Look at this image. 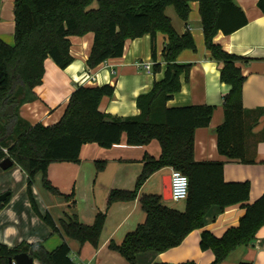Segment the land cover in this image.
Returning <instances> with one entry per match:
<instances>
[{"label":"trees","instance_id":"16d2710c","mask_svg":"<svg viewBox=\"0 0 264 264\" xmlns=\"http://www.w3.org/2000/svg\"><path fill=\"white\" fill-rule=\"evenodd\" d=\"M96 1L97 5L93 6L94 0H15L14 45L0 38V161L10 157L26 173V191L33 210L50 227L52 234L63 238L51 251L43 240L22 242L15 247L0 243V263L7 264L9 256L27 252L41 264H77L71 258L65 236L81 244H98L106 221L105 211H99L92 224L80 221L76 215L69 216V221L60 219L57 222L49 211L40 210L32 187L35 176L40 173L45 189L64 195L48 178L50 164L79 161L86 143L95 142L108 148L120 143L125 134L128 145H147L157 140L161 152L158 158L144 154V166L135 188L131 191L111 189L107 207L118 201L135 199L146 180L165 166H172L188 176L189 193L183 210L167 205L162 195L141 194L138 201L146 215L144 221L127 233L121 243L111 241L109 248L119 252L127 264H138L136 254L178 246L189 232L202 228L210 207L216 205L223 209L232 204L245 205L238 226L227 229L220 237L208 230L201 233L200 247L211 249L215 254L210 264H221L235 248L253 242L256 232L264 225V194L248 204V181L227 182L222 161L194 159V131L210 124L214 107L208 104L167 106L168 100L182 87L181 77L187 78L191 67L190 63L178 62V56L184 50H194L196 44L188 29L181 34L177 32L166 8L173 6L187 27L190 3H199L205 45L210 56L222 63L220 79L230 86L223 98L224 122L215 129L217 147L220 154L242 161H246L242 101L245 76L239 62H247L248 58L225 51L214 42V36L218 31L230 34L246 25V14L235 0ZM258 6L264 13V0H258ZM88 32L94 34L87 59L90 68L122 56L126 40L147 34L151 37L154 72L161 69L156 37L158 33L164 34L166 43L161 57L166 66L163 78L155 80L148 93L138 96V115L119 117L99 109L101 99L114 93V86L79 85L73 90L59 121L51 125L30 124L21 117L20 108L38 98L35 89L42 83L45 60L51 58L60 68H65L72 61L70 36ZM95 166L101 171L106 161L98 159ZM9 199L10 196L0 203V209Z\"/></svg>","mask_w":264,"mask_h":264},{"label":"crops","instance_id":"0c3cea01","mask_svg":"<svg viewBox=\"0 0 264 264\" xmlns=\"http://www.w3.org/2000/svg\"><path fill=\"white\" fill-rule=\"evenodd\" d=\"M14 1L0 0V38L10 45H14ZM96 2L94 0L92 5ZM235 2L245 12L248 22L230 34L218 31L214 36V42L220 44L229 53L248 58L247 62H239L245 76L242 101L245 109L246 161L220 154L217 147L215 129L224 122L223 98L230 86L220 79L222 63L210 56V51L205 45L197 1L190 3L191 11L187 27L174 8V12L169 14L166 8V14L172 19L177 32L181 34L188 29L196 44L194 50H184L178 56V62L190 63L191 67L188 77H181L182 87L168 100L167 106L208 104L214 107L210 124L197 127L194 131V159L222 161L223 176L227 182L248 181L250 193L247 203L251 204L264 194V111L258 110L264 109V13L258 6V0H235ZM93 40V32L70 36L72 61L65 68H60L51 58L45 60L42 83L35 89L38 98L20 108L23 119L32 125L56 123L62 117L73 90L79 85L114 86V93L111 96H104L100 101L99 109L102 112L119 117L135 116L140 113L137 105L138 96L148 93L154 81L164 76L166 64L162 61L161 54L166 43L165 35L158 33L156 37V52L161 62V69L158 72L153 71L150 35L126 40L122 56L109 58L90 68L87 59ZM138 62L151 63V70L144 66L139 67ZM86 72L92 74L94 80H84ZM160 152L161 148L157 140H152L147 145H128L124 134L120 143L108 148L101 147L95 142L86 143L82 147L79 161H54L50 164L48 178L62 194L69 196L66 199L64 195H58L63 198L57 201L62 209L56 216L51 214L57 222L66 216L76 215L80 221L92 224L99 211L106 212V221L97 245L90 242L81 244L67 236L64 237L71 248L73 261L77 264H127L126 259L119 252L109 248V243L111 241L121 243L127 233L144 221L146 215L138 198L143 193L162 195V176L166 174L165 170L170 171L169 167L165 166L155 171L133 200L118 201L107 207V196L113 188L133 190L144 166V154L148 153L158 158ZM98 159L106 161V167L101 171L97 170L102 185L114 172L116 177L120 176L123 181L120 186H117V179L107 183L105 192L108 193L105 201L101 196L98 201L92 200L88 208L83 209L80 214L74 208L75 200L71 195L74 191H68L70 190L68 186L72 180L74 186L78 181L84 185L86 182V175H82L84 166L94 165ZM55 163L62 164L58 166ZM108 166L111 170L106 172ZM26 181L27 175L19 166L14 164L8 170L0 168V193L11 192L8 203L0 209V243L15 247L22 242L33 243L43 240L45 247L51 251L63 238L59 234H52L50 227L33 210L26 191ZM43 188L42 176L38 173L32 190L38 207L45 212L49 211L47 204L38 199V194L43 193ZM43 190L48 191L45 188ZM165 202L178 210L185 208V201H182L183 204L178 207L172 206L168 201ZM245 210V205L242 204H232L223 209L214 205L204 217V226L189 232L178 246L165 251L141 252L136 254V260L138 264L156 262L179 264L190 261L196 264H210L215 254L211 249L203 250L200 247L202 231L208 230L220 237L227 229L239 225ZM36 261L38 260L34 259V264ZM221 264H264V225L256 232L253 242L235 248Z\"/></svg>","mask_w":264,"mask_h":264},{"label":"rangeland","instance_id":"374dc122","mask_svg":"<svg viewBox=\"0 0 264 264\" xmlns=\"http://www.w3.org/2000/svg\"><path fill=\"white\" fill-rule=\"evenodd\" d=\"M95 4L97 5V2L94 3L93 5H95ZM173 8L174 7L171 6V5L167 7L168 14L170 12H174ZM178 22H179V19H178ZM58 162H61V161H58ZM55 164H58V166H59V164H62V163H55ZM110 168L111 167L108 166V168L106 169V172H109L111 170ZM10 172H12V171H10ZM97 173H98V171L96 169L95 164L91 165V166H84V168L82 170V175H86L85 184L82 185L81 182L78 181L77 184L74 186V180H72V182L68 186V187H70V190H68V191H70V192L72 190L74 191V194L72 196L73 199L75 200L74 208L80 214H82L81 211L83 209H87L88 208V204L91 203L92 200L93 201H95V200L98 201L100 196H101L102 200L105 201L107 193H108V192H105V191H107L106 189H107L109 183H111L112 181H115V179H117V182H116L117 186H120L121 182L123 181V180L121 181V177L120 176L117 178L116 175H115V172H114V174H111L110 178L106 179L107 181L104 182V184L102 185L100 183L99 179H98ZM164 173H170V171L165 170ZM43 189H42L43 193L38 194V199L42 203H44L45 205L47 204V206H46L47 209L51 212V214L56 216L57 213L59 211H61V209H62L61 205H59L57 203V201L58 200L59 201L63 200V198L58 196V195H54V194H52L49 191H45ZM64 191H66V190H64ZM46 194L48 195V197H47ZM168 202L172 206H175V207L181 206L183 204L182 201L170 200ZM70 219L71 218L69 216H66V218H64L63 220L69 221ZM36 264H40L39 261H36Z\"/></svg>","mask_w":264,"mask_h":264},{"label":"water","instance_id":"95a60500","mask_svg":"<svg viewBox=\"0 0 264 264\" xmlns=\"http://www.w3.org/2000/svg\"><path fill=\"white\" fill-rule=\"evenodd\" d=\"M15 162L10 157H6L0 161V168L2 170H8L14 166ZM171 178L170 174L166 173L162 176V198L165 201L172 200L171 198ZM10 191H5L0 193V203L5 202L10 196ZM10 264H34V257H32L27 252H20L15 254L13 257L9 259Z\"/></svg>","mask_w":264,"mask_h":264},{"label":"built area","instance_id":"2783aa9c","mask_svg":"<svg viewBox=\"0 0 264 264\" xmlns=\"http://www.w3.org/2000/svg\"><path fill=\"white\" fill-rule=\"evenodd\" d=\"M137 65L139 67L144 66L146 69L151 70L152 64L149 62H138ZM84 80H94V76L90 73H85ZM6 151V149H4ZM170 170V178H171V198L174 201H185L188 197L189 193V178L186 174H184L182 171L172 167L168 166Z\"/></svg>","mask_w":264,"mask_h":264},{"label":"flooded vegetation","instance_id":"af4514ba","mask_svg":"<svg viewBox=\"0 0 264 264\" xmlns=\"http://www.w3.org/2000/svg\"><path fill=\"white\" fill-rule=\"evenodd\" d=\"M13 256H14V255H11V256L8 257V259L6 260V263H7V264H10V263H9V259H10L11 257H13ZM0 264H1V263H0ZM2 264H3V263H2Z\"/></svg>","mask_w":264,"mask_h":264}]
</instances>
